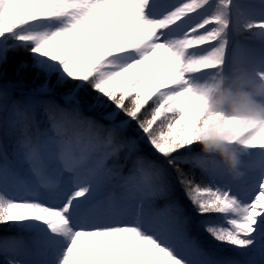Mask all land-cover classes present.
I'll use <instances>...</instances> for the list:
<instances>
[{"label":"snow or ice","instance_id":"1","mask_svg":"<svg viewBox=\"0 0 264 264\" xmlns=\"http://www.w3.org/2000/svg\"><path fill=\"white\" fill-rule=\"evenodd\" d=\"M8 69L0 264H264V0H0Z\"/></svg>","mask_w":264,"mask_h":264},{"label":"bare ground","instance_id":"2","mask_svg":"<svg viewBox=\"0 0 264 264\" xmlns=\"http://www.w3.org/2000/svg\"><path fill=\"white\" fill-rule=\"evenodd\" d=\"M157 72H158V63L156 60H153L146 73V88L150 85L152 77L156 75Z\"/></svg>","mask_w":264,"mask_h":264},{"label":"clouds","instance_id":"3","mask_svg":"<svg viewBox=\"0 0 264 264\" xmlns=\"http://www.w3.org/2000/svg\"><path fill=\"white\" fill-rule=\"evenodd\" d=\"M227 107L236 115L248 114L247 108L244 106V104H228Z\"/></svg>","mask_w":264,"mask_h":264},{"label":"rangeland","instance_id":"4","mask_svg":"<svg viewBox=\"0 0 264 264\" xmlns=\"http://www.w3.org/2000/svg\"><path fill=\"white\" fill-rule=\"evenodd\" d=\"M6 73H8L6 75ZM15 74L13 73V71L11 69L7 70L2 74L0 75V79H4V78H12ZM28 75V71L25 70L24 72L21 73V76L20 77H17V79H20V78H23V77H26Z\"/></svg>","mask_w":264,"mask_h":264},{"label":"trees","instance_id":"5","mask_svg":"<svg viewBox=\"0 0 264 264\" xmlns=\"http://www.w3.org/2000/svg\"><path fill=\"white\" fill-rule=\"evenodd\" d=\"M9 70V69H8ZM8 70H7V72H8ZM8 73H6V75H7Z\"/></svg>","mask_w":264,"mask_h":264}]
</instances>
